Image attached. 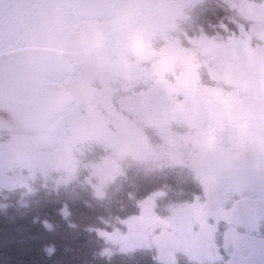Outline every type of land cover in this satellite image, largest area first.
Returning a JSON list of instances; mask_svg holds the SVG:
<instances>
[{"label":"rangeland","instance_id":"374dc122","mask_svg":"<svg viewBox=\"0 0 264 264\" xmlns=\"http://www.w3.org/2000/svg\"><path fill=\"white\" fill-rule=\"evenodd\" d=\"M119 1L110 25L86 27L78 35L86 50L77 51L75 68L80 62L93 79L83 84L79 77L77 88L74 83L69 87L74 108L59 111L36 136L14 135L0 142V193L7 197L33 186L56 191L75 185L85 192L90 188L93 201L111 212L110 191L116 187L118 192L122 179L155 175L134 164H155V173H162L159 183L144 185L136 179L135 185L158 189L144 192L132 212L123 211L117 219L123 234L115 233L104 260L188 264L193 261L185 253L189 244L206 252L210 242L222 246L224 264H260L264 239L256 240L250 231H257L262 219L261 197L226 205L221 195L262 190L251 186L264 177V0H220L230 28L218 22L209 35L204 21L215 14L203 5L196 11L203 24H197V16L185 28L198 37L185 44L183 31L175 34L183 20L176 0ZM138 1L141 12L126 11L137 8ZM188 1L191 9L198 2ZM117 18L124 28H117ZM227 30L229 38L223 37ZM95 142H100L96 149L90 146ZM88 150L104 155L92 164L84 156ZM182 172L199 179L205 192L187 200L189 184L178 182L184 193L172 190L176 181L167 180H181ZM237 173L240 188L220 191L223 181ZM198 181H191L193 190L199 189ZM18 241L8 232L2 248L17 253Z\"/></svg>","mask_w":264,"mask_h":264},{"label":"trees","instance_id":"16d2710c","mask_svg":"<svg viewBox=\"0 0 264 264\" xmlns=\"http://www.w3.org/2000/svg\"><path fill=\"white\" fill-rule=\"evenodd\" d=\"M216 6L214 8L216 10L210 9L215 17L204 21L210 28L207 34L212 33V26H216L218 22L230 28L224 7L219 4ZM217 14H220L219 21L216 18ZM195 18L197 24H203L199 13L194 15L193 22ZM193 32L194 29L190 30V34ZM226 36L225 32L223 37ZM99 153L96 151L84 156L90 162L94 157L103 156ZM134 165L145 168L146 172L150 170L149 174L155 175L151 180L148 174H141L136 178H133L132 174L128 175L130 177H126V181L122 179L121 184L118 183V187L121 186L118 192L116 187L110 191L114 209L119 210L115 218L112 215L114 209L113 212H108L103 203L93 201L90 188L89 190L85 188V192L71 185L55 191L51 187L33 186L29 192H15L7 197L5 193H0V203L7 198V206L0 210V264H14L13 260L20 264H116L108 263L102 257L104 251L110 253L115 233L118 231L123 234L117 221L123 218L122 207L124 206L125 211L132 208L130 211L132 212L133 203L143 200L144 192L153 193L156 190V186L147 191L143 190L140 184V187L135 185L136 179L138 183L140 179L144 180V185L158 184L162 174L155 173L158 171L157 168L153 169L155 164ZM155 177L156 180L152 181ZM126 183L130 184V187L124 188ZM139 191L142 192L141 196L138 195ZM81 193L84 196L79 195ZM8 232L19 238L15 243V246L20 248L17 253L2 248ZM24 247L26 249H23ZM137 253L135 252V255Z\"/></svg>","mask_w":264,"mask_h":264},{"label":"flooded vegetation","instance_id":"af4514ba","mask_svg":"<svg viewBox=\"0 0 264 264\" xmlns=\"http://www.w3.org/2000/svg\"><path fill=\"white\" fill-rule=\"evenodd\" d=\"M114 1L117 4L118 12L120 1ZM75 3L76 0H0V58L9 56L16 60L18 58L25 60L27 57L32 56L34 61L37 57L33 55L39 54L44 50H48L49 53L56 52L53 56L51 55L52 57L48 59L50 62L45 65L48 70L43 73L37 72L33 74L30 76L29 82L31 81L32 84L42 87L51 86L58 89L64 96L62 99L65 104L63 108H70L75 104L71 96L74 92L69 91V87L73 86L72 83H74L73 87L76 89L79 77L81 78L80 82L83 84H87L88 80L93 79L89 75L88 69H83L84 65L81 66L80 62L78 69L75 68L79 56L77 51L86 50L84 42H77L78 35L82 34L86 27H94L96 24L108 25L116 16L112 19L103 20L79 18L76 14L78 12L75 10ZM137 4L139 5L137 8L128 7L126 11L131 13L141 12L140 2L138 1ZM148 9L150 10L151 8ZM117 20L115 21L117 28H124L119 23L121 19ZM115 22L112 23L113 26ZM23 55L27 56L24 58ZM17 64H19L18 60ZM77 70L79 71L77 72ZM14 84L20 86V81L17 80ZM92 84L93 81L90 85ZM48 98L53 102L57 100L54 96H49ZM19 100L26 104L32 103V99L30 100L29 98L20 97ZM254 194L260 196L264 203V181L262 190ZM256 200L259 199L256 198ZM261 220L264 222V205ZM208 246H210V242ZM208 246L206 247V252L201 250V256L198 259L208 257ZM219 250L218 245L215 246L214 256L216 259H221ZM263 259L264 250L261 253L260 260ZM223 260V264L228 262L225 257H223ZM194 261L198 260L194 259ZM260 264H264V261Z\"/></svg>","mask_w":264,"mask_h":264},{"label":"water","instance_id":"95a60500","mask_svg":"<svg viewBox=\"0 0 264 264\" xmlns=\"http://www.w3.org/2000/svg\"><path fill=\"white\" fill-rule=\"evenodd\" d=\"M76 3V10L80 11V13H77L79 16L89 13L100 16V12L103 13L105 8L108 9V16H112L115 11V3L112 0H77ZM99 5L102 11L98 9L100 8ZM102 6H104V9H102ZM102 16L101 14L100 17ZM8 75V67H1L0 96L6 102V107L4 110L0 111V130L32 132L42 128L56 110L45 107L24 109L21 106L18 107L12 104V100L6 98V86L3 83ZM1 160L2 156H0V161ZM188 252L190 254H195V247H191Z\"/></svg>","mask_w":264,"mask_h":264},{"label":"bare ground","instance_id":"6f19581e","mask_svg":"<svg viewBox=\"0 0 264 264\" xmlns=\"http://www.w3.org/2000/svg\"><path fill=\"white\" fill-rule=\"evenodd\" d=\"M6 236H7V235H5V237H4L5 239H6ZM13 263H14V264H20V263L17 262V260H13ZM10 264H11V263H10Z\"/></svg>","mask_w":264,"mask_h":264},{"label":"clouds","instance_id":"9594fccd","mask_svg":"<svg viewBox=\"0 0 264 264\" xmlns=\"http://www.w3.org/2000/svg\"><path fill=\"white\" fill-rule=\"evenodd\" d=\"M128 19H130L131 18V16H130V14L128 15V17H127ZM118 19V18H117Z\"/></svg>","mask_w":264,"mask_h":264}]
</instances>
